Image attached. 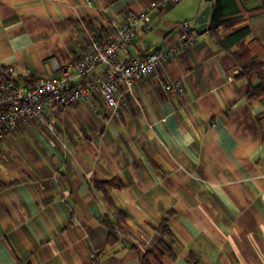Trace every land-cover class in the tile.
<instances>
[{
  "label": "crops",
  "instance_id": "1",
  "mask_svg": "<svg viewBox=\"0 0 264 264\" xmlns=\"http://www.w3.org/2000/svg\"><path fill=\"white\" fill-rule=\"evenodd\" d=\"M152 1L149 30L119 58L174 55L123 89L118 111L95 95L47 113L53 131L34 120L2 141L0 264H264V92L250 97L260 78L208 24L198 31L212 1L0 0V75L12 65L29 71L22 82L59 76L91 33ZM240 2L237 28L264 60V0ZM175 81L183 92L166 90Z\"/></svg>",
  "mask_w": 264,
  "mask_h": 264
},
{
  "label": "built area",
  "instance_id": "2",
  "mask_svg": "<svg viewBox=\"0 0 264 264\" xmlns=\"http://www.w3.org/2000/svg\"><path fill=\"white\" fill-rule=\"evenodd\" d=\"M157 7L158 2L152 1L139 13L106 25L104 35L91 33L81 58L72 65L59 64L60 74L54 78L36 77L33 82H22L19 76L27 79L29 71L18 73L14 66L6 67L0 75V146L6 135L34 120H42L53 131L54 124L45 122L47 113H61L65 108L89 102L95 95H100L109 107L118 111L125 104L123 89H131L136 81L156 72L161 61L174 55V50H153L140 58H119V52L133 43L138 30H149L148 13ZM183 28V38L189 41L191 28L186 23ZM99 65H103V71L89 82L71 81L72 70L77 76L89 77ZM165 88L171 92L184 91L180 81L170 82Z\"/></svg>",
  "mask_w": 264,
  "mask_h": 264
},
{
  "label": "trees",
  "instance_id": "3",
  "mask_svg": "<svg viewBox=\"0 0 264 264\" xmlns=\"http://www.w3.org/2000/svg\"><path fill=\"white\" fill-rule=\"evenodd\" d=\"M212 3L215 4V9L210 15L207 30L223 49L234 52L244 76L257 75L260 78V83L250 89L249 96L263 93L264 60L259 57L254 43L245 42L249 32L248 27L237 28L246 19V11L240 0H212ZM168 219V217L164 218L159 226L162 234L171 233Z\"/></svg>",
  "mask_w": 264,
  "mask_h": 264
},
{
  "label": "water",
  "instance_id": "4",
  "mask_svg": "<svg viewBox=\"0 0 264 264\" xmlns=\"http://www.w3.org/2000/svg\"><path fill=\"white\" fill-rule=\"evenodd\" d=\"M211 2L212 0H206ZM215 4L207 5L198 15V31L206 29L210 15L214 12Z\"/></svg>",
  "mask_w": 264,
  "mask_h": 264
}]
</instances>
